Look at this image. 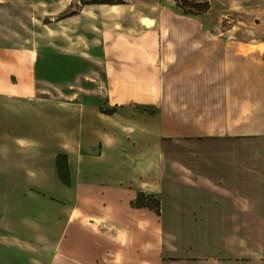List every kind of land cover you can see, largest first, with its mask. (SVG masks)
<instances>
[{
	"label": "crops",
	"instance_id": "obj_1",
	"mask_svg": "<svg viewBox=\"0 0 264 264\" xmlns=\"http://www.w3.org/2000/svg\"><path fill=\"white\" fill-rule=\"evenodd\" d=\"M247 57L166 58L168 84L163 58H126L111 115L30 60L1 71L0 264H264V58ZM192 59L199 82L179 81Z\"/></svg>",
	"mask_w": 264,
	"mask_h": 264
},
{
	"label": "rangeland",
	"instance_id": "obj_2",
	"mask_svg": "<svg viewBox=\"0 0 264 264\" xmlns=\"http://www.w3.org/2000/svg\"><path fill=\"white\" fill-rule=\"evenodd\" d=\"M244 55L264 58V0H0V58L10 66L0 72L25 69L30 60L67 103H96L106 114L119 107L108 103L110 85L137 82L109 78L128 58H163L168 84L166 58ZM192 61L194 69L186 60L177 70L179 81L199 82L202 60ZM200 149V140L169 147L176 155Z\"/></svg>",
	"mask_w": 264,
	"mask_h": 264
},
{
	"label": "trees",
	"instance_id": "obj_3",
	"mask_svg": "<svg viewBox=\"0 0 264 264\" xmlns=\"http://www.w3.org/2000/svg\"><path fill=\"white\" fill-rule=\"evenodd\" d=\"M115 109L110 110V112H107L109 114H111ZM58 164V169H59V176L61 177V179H67V168L66 165H62V161L59 159L57 161ZM135 205L137 207H152L154 208L156 211H158L159 205L158 202L155 200H151V198L144 196L143 194H140L137 196L136 200H135Z\"/></svg>",
	"mask_w": 264,
	"mask_h": 264
}]
</instances>
